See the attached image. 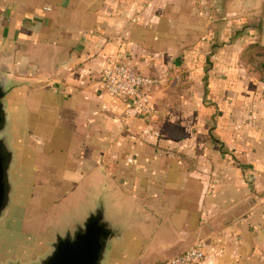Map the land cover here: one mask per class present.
<instances>
[{"label": "crops", "instance_id": "crops-1", "mask_svg": "<svg viewBox=\"0 0 264 264\" xmlns=\"http://www.w3.org/2000/svg\"><path fill=\"white\" fill-rule=\"evenodd\" d=\"M264 0H0V75L25 184L27 244L102 202L106 264H264V75L248 59ZM129 62L152 112L106 91ZM19 226V229H18Z\"/></svg>", "mask_w": 264, "mask_h": 264}, {"label": "water", "instance_id": "water-1", "mask_svg": "<svg viewBox=\"0 0 264 264\" xmlns=\"http://www.w3.org/2000/svg\"><path fill=\"white\" fill-rule=\"evenodd\" d=\"M261 41L264 45V22ZM12 88L7 78L0 75L1 226L12 222L25 196V180L19 176L18 156L9 129L7 95ZM118 237V230L107 219L105 206L100 202L73 228L70 225L64 230L55 231L48 227L44 234L35 236L31 242L18 245L11 251L15 259L4 261L0 257V264H106L108 251Z\"/></svg>", "mask_w": 264, "mask_h": 264}, {"label": "built area", "instance_id": "built-area-1", "mask_svg": "<svg viewBox=\"0 0 264 264\" xmlns=\"http://www.w3.org/2000/svg\"><path fill=\"white\" fill-rule=\"evenodd\" d=\"M103 88L113 95L122 97L138 114L152 112L150 95L157 79L145 74L129 62L109 63L101 71ZM203 243H196L166 264H207Z\"/></svg>", "mask_w": 264, "mask_h": 264}, {"label": "rangeland", "instance_id": "rangeland-1", "mask_svg": "<svg viewBox=\"0 0 264 264\" xmlns=\"http://www.w3.org/2000/svg\"><path fill=\"white\" fill-rule=\"evenodd\" d=\"M261 34H262V31L261 33H259V36L258 38L256 39L255 42H258L260 43L262 46H264L262 44V41H261ZM248 53V59H249V55L250 53H253L254 56L255 54H257L256 50H252V51H247ZM256 59H258V61H262L263 58H261V56L259 54L256 55ZM253 64V63H252ZM253 67L255 69H257V66L253 64ZM260 70V72H263L264 74V70H262L260 67L258 68ZM21 210V208H19L17 210V212L14 214V218L18 215L19 211ZM13 218V219H14ZM12 219V221H13ZM11 223L12 222H9L6 226L3 225L1 226L0 225V246H1V249H0V257L6 261V260H11V259H15L12 254L10 253L11 251H14L15 248L18 246V245H21L20 242H16L14 240L15 238V235L11 232ZM18 229H19V226H18ZM8 251V252H7ZM4 252V253H3ZM5 252L8 254H5Z\"/></svg>", "mask_w": 264, "mask_h": 264}, {"label": "trees", "instance_id": "trees-1", "mask_svg": "<svg viewBox=\"0 0 264 264\" xmlns=\"http://www.w3.org/2000/svg\"><path fill=\"white\" fill-rule=\"evenodd\" d=\"M249 50H256L257 54H259L261 56V58H263L262 61H258V59H256V55L254 56L253 53H250L249 55V60L251 61V63H253L254 65L257 66V70H259L258 68L260 67L262 70H264V46H262L260 43L258 42H254L250 45ZM248 50V51H249ZM260 72V70H259ZM261 74H263V72H260ZM264 75V74H263Z\"/></svg>", "mask_w": 264, "mask_h": 264}]
</instances>
